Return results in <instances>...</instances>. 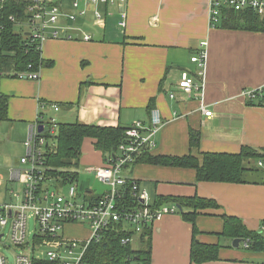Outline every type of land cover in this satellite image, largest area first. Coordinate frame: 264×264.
<instances>
[{
    "label": "crops",
    "instance_id": "obj_1",
    "mask_svg": "<svg viewBox=\"0 0 264 264\" xmlns=\"http://www.w3.org/2000/svg\"><path fill=\"white\" fill-rule=\"evenodd\" d=\"M71 1L65 0V9ZM210 7L211 0H127L123 6L101 5L102 20L91 7L71 24L77 39L45 42L42 58L51 64L41 67L38 80H1L0 90L10 96V103L9 119L0 121V186L5 191L12 186L9 171L20 166L30 126L51 117L58 123L129 127L136 121L151 124L157 109L163 124L154 154L238 153L244 147L264 153V100L251 103L240 95L264 83V32L212 26ZM123 11L126 27L119 25ZM84 33L92 40H82ZM205 41L204 86L201 97L195 98L177 86L183 72L198 70L191 56ZM173 91L176 97L170 98ZM203 108L213 115L206 116ZM191 129L201 131L198 148L190 144ZM9 137L18 144L14 158L8 154ZM93 144L86 141L82 166L104 164ZM127 173L148 191L152 202L197 195L218 204L196 218L197 239L221 245L218 259L192 262L193 226L180 211L153 224L152 264H264V250H250L243 239L235 247V237L222 234L224 215L238 217L250 230L262 229L263 169L248 170L243 183L197 181L193 169L145 162ZM107 190L105 185L101 191H85L92 198Z\"/></svg>",
    "mask_w": 264,
    "mask_h": 264
},
{
    "label": "built area",
    "instance_id": "obj_2",
    "mask_svg": "<svg viewBox=\"0 0 264 264\" xmlns=\"http://www.w3.org/2000/svg\"><path fill=\"white\" fill-rule=\"evenodd\" d=\"M5 3L10 0H0ZM26 5V17L18 19L11 16L23 33H27L31 43H37L42 50L49 40H74L76 28L72 27L79 17L94 8L97 20L104 19L101 5L123 6L127 0H72L70 9L64 7L65 0H18ZM223 8L241 11L247 8L264 14V0H211L210 23L217 26ZM119 25L126 27V12H121ZM1 28V27H0ZM84 41L92 40L91 34H81ZM208 57V42H201L196 54L191 56L198 70L183 72L177 88L191 97H201L203 77ZM31 67V65H30ZM40 72L30 71L20 74V78L38 80ZM240 95L249 102L264 100V83L243 89ZM176 93H170L175 98ZM54 109L59 110L57 105ZM206 116L213 112L203 108ZM50 124L31 125L25 142L26 153L20 166L9 171V183H17V189H8L9 202L0 204V264H9L2 250L6 237L5 230L10 227L9 241L13 247L23 250L15 259V264H88L85 260L92 242L100 241L115 223H123L125 230L139 234L147 226L160 221L164 216L181 211L177 204L155 205L150 195L140 183L129 177L130 168L135 165L143 152L153 151L157 145V134L162 127V119L157 109L152 112V123L136 121L126 130V138L118 150L105 164L89 168L96 177L107 185L108 190L97 200H93L79 183L69 185L54 184L46 174L45 156L48 145L55 141L58 134V121L51 117ZM44 128L41 131L40 126ZM46 131V132H45ZM48 134L54 136L50 141ZM55 145V144H54ZM257 166L264 169V160L259 159ZM1 181V178H0ZM130 188L137 206L128 205L127 190ZM33 216L36 222L35 234L28 241V219ZM79 226L86 231L83 237H73L65 233L67 226ZM264 230V225L262 226ZM133 236L124 237L123 244L134 242ZM248 247L247 241H245ZM5 248H11L9 245Z\"/></svg>",
    "mask_w": 264,
    "mask_h": 264
},
{
    "label": "trees",
    "instance_id": "obj_3",
    "mask_svg": "<svg viewBox=\"0 0 264 264\" xmlns=\"http://www.w3.org/2000/svg\"><path fill=\"white\" fill-rule=\"evenodd\" d=\"M104 7L108 8L109 5H104ZM26 15L24 2L10 0L2 3L0 1V85L4 77L20 78L22 73L40 72L42 66L51 64L43 60L42 50L38 44L31 43L28 34L21 32L16 22L10 19L11 16L24 19ZM217 27L264 32V14L251 8L241 11L223 8ZM9 103L10 96L0 90V121L9 119ZM38 122L50 124L48 119ZM58 125V134L53 144L51 140L54 136L48 134L51 142L48 145L45 164L48 178L53 179L54 184L62 186L73 182L78 183V170L87 140H92L95 149L102 152L105 164L125 140L128 128L81 121L59 122ZM189 135L191 146L200 147L201 131L191 129ZM259 159L264 160V153L251 147H244L238 153L200 152L199 156L193 154L170 156L154 154L147 150L138 158L135 165L145 162L152 165L190 168L196 172L197 181L243 183L248 170L262 169L257 166ZM9 188L5 191L8 198ZM125 193L128 205L137 206L138 201L136 202L133 198L130 188ZM98 198L97 196L92 197L93 200ZM167 201H174L180 207V214L183 218L192 223L193 240L190 252L192 262L203 263L218 259L221 245L205 244L199 241L197 239L199 230L196 225L198 215L208 209L218 207L217 202L195 195L160 198L153 203L161 205ZM223 219L222 234L247 241L250 250H264V230H250L236 216L224 215ZM152 228L153 225H150L145 227L141 233L134 234L133 231L125 230L123 223H115L100 241L91 243L85 260L88 264H152ZM128 236H134L138 240V248L134 247L133 242L122 243V239Z\"/></svg>",
    "mask_w": 264,
    "mask_h": 264
},
{
    "label": "rangeland",
    "instance_id": "obj_4",
    "mask_svg": "<svg viewBox=\"0 0 264 264\" xmlns=\"http://www.w3.org/2000/svg\"><path fill=\"white\" fill-rule=\"evenodd\" d=\"M9 139L11 140V142L8 145V151H9L8 154L10 155V157L14 158L16 156V151L18 150V148H17L18 144L12 138L9 137ZM51 143L53 144L54 142L52 141ZM18 157L19 156H17V158ZM93 167H94V165H92L91 163H89V164L85 163L84 166L81 165L79 167V170H78L79 171V179H78L79 181H78V183H79L80 189L87 190V188H91V189H97L98 191H101L105 188V184L103 182H101L96 177L95 173L88 172V169L93 168ZM12 187L17 189V187H19V186L17 183H14V184H12ZM9 201L10 200H9L8 196H6V194H5V187L0 186V204L6 203ZM36 227H37V225H36L35 219L31 215L28 219V237H27L28 241L33 240ZM0 230H1V228H0ZM9 232H10V227H7L5 230V233L7 235L4 238V241L2 243L1 248L4 252V254L8 257L9 264H15L16 256L18 254L23 253V250L20 248L12 246L11 242L9 241ZM67 232H69V233H67ZM85 232L86 231L79 226H67L65 228V233L69 236H79L82 234H83V236H85L86 235ZM5 244L9 245L11 248H5L4 247ZM133 244H134L135 248L139 247V242L137 239L133 242Z\"/></svg>",
    "mask_w": 264,
    "mask_h": 264
},
{
    "label": "water",
    "instance_id": "obj_5",
    "mask_svg": "<svg viewBox=\"0 0 264 264\" xmlns=\"http://www.w3.org/2000/svg\"><path fill=\"white\" fill-rule=\"evenodd\" d=\"M43 128H44V126L41 125V126H40V130L42 131ZM241 241H242L241 238H235L234 241H233V245H234L235 247H238Z\"/></svg>",
    "mask_w": 264,
    "mask_h": 264
}]
</instances>
